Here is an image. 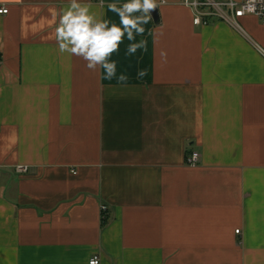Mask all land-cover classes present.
<instances>
[{
    "label": "crops",
    "instance_id": "obj_1",
    "mask_svg": "<svg viewBox=\"0 0 264 264\" xmlns=\"http://www.w3.org/2000/svg\"><path fill=\"white\" fill-rule=\"evenodd\" d=\"M67 4L0 0V264H264V22L168 0L119 82L58 52Z\"/></svg>",
    "mask_w": 264,
    "mask_h": 264
},
{
    "label": "clouds",
    "instance_id": "obj_2",
    "mask_svg": "<svg viewBox=\"0 0 264 264\" xmlns=\"http://www.w3.org/2000/svg\"><path fill=\"white\" fill-rule=\"evenodd\" d=\"M168 0H128L127 3L117 6L115 3L107 5L109 11L114 12L119 17V24L104 19L92 12L94 5L85 0H68L65 8L59 13L58 23L55 27V40L58 52L78 57L86 62V67L92 72L102 68L104 74L102 79L112 80L114 77L119 82L127 81L128 77L121 73L116 76V61L110 60L114 52L119 51V46L126 36L129 43L126 54L133 55L138 49L146 50L147 41L134 42L137 35L142 36L145 32L143 25L151 19V11L161 6L167 5ZM262 0H248L245 10L238 12V15L256 13V5ZM104 0H99L97 7H103ZM183 7L193 12V25L200 24V16L195 11L199 6V0H183ZM0 12L6 13V8H0ZM141 13L136 16L134 13ZM162 34V33H161ZM261 55H264V48L256 45ZM160 57L167 63V52L160 51ZM139 78L147 75V71L142 69L137 73ZM198 154L193 153L191 163L195 166ZM89 264H99V258L93 257Z\"/></svg>",
    "mask_w": 264,
    "mask_h": 264
},
{
    "label": "built area",
    "instance_id": "obj_3",
    "mask_svg": "<svg viewBox=\"0 0 264 264\" xmlns=\"http://www.w3.org/2000/svg\"><path fill=\"white\" fill-rule=\"evenodd\" d=\"M262 3H264V0H262ZM247 5H248V0H199V6L195 11L200 16V24H208L209 18L211 16H214L217 19L225 21L238 28L241 27L239 20L246 15H254L264 22V6H262L260 3L256 5V13H248L247 11H245L244 15L237 14L238 12L245 10ZM1 8H6V7H1ZM6 9L8 12L9 9L8 8ZM193 153H197L199 157L198 152H192L191 155L188 157V163L190 164H192L191 160ZM198 159L195 161V163L198 161ZM17 171L21 173H25L28 171V167L24 165H18ZM101 210L102 212H106L108 210V206L102 205ZM236 232L240 233V229H237ZM93 257H98L100 264L101 262L100 255L95 254Z\"/></svg>",
    "mask_w": 264,
    "mask_h": 264
},
{
    "label": "water",
    "instance_id": "obj_4",
    "mask_svg": "<svg viewBox=\"0 0 264 264\" xmlns=\"http://www.w3.org/2000/svg\"><path fill=\"white\" fill-rule=\"evenodd\" d=\"M151 14H152V16H153L155 22H159V20H160V16H159L158 8L155 9V10H152V11H151Z\"/></svg>",
    "mask_w": 264,
    "mask_h": 264
},
{
    "label": "trees",
    "instance_id": "obj_5",
    "mask_svg": "<svg viewBox=\"0 0 264 264\" xmlns=\"http://www.w3.org/2000/svg\"><path fill=\"white\" fill-rule=\"evenodd\" d=\"M0 60H1V57H0ZM103 226L106 225L108 223V219L107 218H103Z\"/></svg>",
    "mask_w": 264,
    "mask_h": 264
}]
</instances>
